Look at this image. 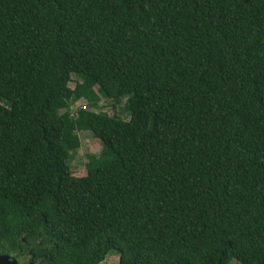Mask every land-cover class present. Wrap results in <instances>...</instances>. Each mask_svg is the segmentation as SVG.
I'll use <instances>...</instances> for the list:
<instances>
[{
  "label": "trees",
  "instance_id": "16d2710c",
  "mask_svg": "<svg viewBox=\"0 0 264 264\" xmlns=\"http://www.w3.org/2000/svg\"><path fill=\"white\" fill-rule=\"evenodd\" d=\"M112 251L264 264V0H0V254Z\"/></svg>",
  "mask_w": 264,
  "mask_h": 264
},
{
  "label": "rangeland",
  "instance_id": "374dc122",
  "mask_svg": "<svg viewBox=\"0 0 264 264\" xmlns=\"http://www.w3.org/2000/svg\"><path fill=\"white\" fill-rule=\"evenodd\" d=\"M83 103H84L83 101L77 102L73 106V109L76 110L79 107V105H82ZM79 135L81 138V147L75 153L72 152L70 154L69 163L73 170L85 171L86 164L88 162V156L91 154L99 155L101 153L102 146L100 142L91 135L90 132L83 131L80 132ZM118 257H119L118 253L116 251H112L110 253V256H108V260L102 264H115L118 261ZM18 260H19L18 261L19 264H33V261H31L29 256H25L23 258L20 257ZM231 264H238V263L234 261L231 262Z\"/></svg>",
  "mask_w": 264,
  "mask_h": 264
},
{
  "label": "water",
  "instance_id": "95a60500",
  "mask_svg": "<svg viewBox=\"0 0 264 264\" xmlns=\"http://www.w3.org/2000/svg\"><path fill=\"white\" fill-rule=\"evenodd\" d=\"M0 264H19L18 259L9 254H0Z\"/></svg>",
  "mask_w": 264,
  "mask_h": 264
}]
</instances>
